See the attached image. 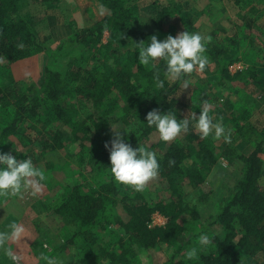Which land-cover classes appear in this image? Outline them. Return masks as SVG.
<instances>
[{
    "label": "trees",
    "instance_id": "obj_1",
    "mask_svg": "<svg viewBox=\"0 0 264 264\" xmlns=\"http://www.w3.org/2000/svg\"><path fill=\"white\" fill-rule=\"evenodd\" d=\"M19 1L0 0V69L3 70L46 52L37 30L43 19L21 16ZM39 1L54 8L69 6L67 0ZM70 1L78 5L87 2ZM129 2L89 1L91 26L78 30L73 39L57 46L58 52L65 46H70L71 52L84 50L71 57L64 73L47 66L41 86L33 88L31 94L18 89V84L7 88L0 85V144L15 135L27 120H34L40 125V156L48 157L70 142L80 155L90 152L87 158L89 164L95 165L93 171L108 179L107 184L96 187L82 182L65 189L64 200L55 213L74 224L75 229L51 253L69 248L67 252H74L78 258L96 252L100 264H140V253L166 245L172 252L163 264H252L260 258L264 264L263 130L247 156H236L242 164L241 177L220 201L213 223L207 226L209 229L215 224L219 229L211 239V247L189 260L181 257L182 238L199 220V214L186 201L183 189H199L221 159L232 161L231 148H222L210 136L201 138L198 132L189 131L181 141L155 153L160 165L153 178L158 182L156 186L147 182L142 190H136L112 177L108 168L109 153L104 147L112 138L111 126L123 127L127 142L133 148L143 147L154 152L157 143L150 145L149 142L158 133L154 127L147 126L146 114L153 109L170 113L173 96L191 75L171 82L164 77L161 62L140 65L137 60L139 43L146 45L152 35L162 40L166 23L178 28L177 33L185 30L193 33L187 13L176 6L158 3L153 6V15L142 21ZM100 4L106 9L103 16L98 13ZM105 33L108 38L100 43ZM238 44L235 39L223 44L206 42L208 64L218 68L207 79L212 80L210 83L218 87L223 81L238 80L247 88L259 81L255 67L230 74L228 65L239 61ZM157 71L164 80L162 88L154 78ZM206 93V89H200L192 94L191 111L197 115L213 100L214 96ZM237 112L242 118L247 116L243 107ZM232 122H236L234 129L238 133L244 130L237 118ZM94 132L98 134L95 142ZM44 182L48 190L54 189L48 179L44 178ZM154 214L166 218V224L150 226ZM185 217L189 218L188 223L183 220Z\"/></svg>",
    "mask_w": 264,
    "mask_h": 264
},
{
    "label": "rangeland",
    "instance_id": "obj_2",
    "mask_svg": "<svg viewBox=\"0 0 264 264\" xmlns=\"http://www.w3.org/2000/svg\"><path fill=\"white\" fill-rule=\"evenodd\" d=\"M85 1L87 2L78 5L71 4V1L67 0L65 2L69 5L68 8L64 6L54 8L52 5L41 3L39 0H20L19 12L21 16L43 19L37 30L46 45V52L15 62L11 64L9 70L1 68L0 85L7 88L18 84V89H23L25 94H31L33 88L41 86L47 66L64 73L71 57L81 54V52L84 53V50L75 49L71 52L70 46H65L63 51L58 52L57 46L68 41V39H73L78 30L91 26L88 13L91 11L90 0ZM158 3L170 4L186 12L188 21L192 23L193 33H200L206 38V42L223 44L228 40L235 39L240 46L237 53L239 61H234L228 65L230 74L247 71L250 67H255L256 74L259 76V81L255 82L256 84L251 83L247 88H243L242 82L238 80H226L217 87L215 83H210L212 80L207 79L215 75L218 68L216 65L207 64L203 72L194 71L185 78L172 98L173 108L170 114L176 115L177 119H184L192 112V94L195 91L206 89V94L214 96L213 100L207 102L206 107L209 109V115L213 122L221 123L226 132L230 134V142H225L223 138L217 139L214 133L209 136L216 141L218 146L231 148L229 157L233 158L229 162L225 158L221 159L199 189L195 191L188 188L183 189L186 201L194 206L199 214V220L192 224V228H188L187 235L182 238L184 247L181 251V257L189 260L188 250L196 248L197 254H199L204 248L211 247V239L218 233L219 229L215 224L209 229L207 226L213 223L220 201L228 196L241 177L242 164L236 156H247L258 143V139L262 137V130L264 131V0H130L129 5L144 21L153 15V6ZM64 9L66 10L63 11ZM178 30V28L166 23V35L163 36V39L168 35L175 37ZM180 30L182 31V29ZM107 38L108 34L105 33L100 43H105ZM185 81H187V87ZM239 107L245 109L246 113L244 114L247 115L245 118L240 117L238 112L236 113ZM0 117H2L1 111ZM234 118H237V123L244 128L240 133L234 129L237 125L236 122L230 124ZM39 127L40 125L34 120H27L21 125L19 131L0 148V153L13 155L17 160L22 161L31 158L33 166L43 176L42 179L37 177L36 180H41L42 186L45 188L44 178H46L54 188L50 192L48 191L50 198L47 199L48 203L45 202L46 208H40L39 202L45 201L44 197L47 195L39 194L35 189L30 188L28 195L38 199L37 210L45 211L40 218L32 221L34 225L29 226L28 229L31 231L25 234L26 239L20 240L25 244L24 241L41 239L42 242L39 241L35 244L34 252L37 255L32 256L30 252L27 253L29 258L39 260L40 264H50L51 261H56L57 264L60 262L62 264H100L99 255L96 252L86 258H82L80 255L78 258L74 252H67L69 248L62 251L56 250L55 254L51 252L63 245V242L69 239L75 229L74 224L61 219L55 213V210L64 200L65 189L82 182L96 187L97 184H107L108 179L93 171L92 168H95V165L89 164L87 158L90 152L80 155V151L70 142L65 143L63 149L55 151L48 157L40 156ZM189 131L197 132L191 124ZM256 132L259 133L258 136ZM185 134L181 132L174 140L168 142L160 140L158 134L151 138L149 144L157 143L154 152H163L168 144L181 141ZM97 139V132L92 133V140L95 142ZM82 156L83 158H81ZM261 160L264 176V150L261 154ZM157 183L156 179H153L148 184L156 186ZM0 201L2 200L0 199ZM2 203L3 201L0 202V204ZM119 210L121 212V209ZM183 220L189 222L188 217ZM166 222V218L154 214L149 225L161 227ZM7 230L9 227L0 226V231ZM201 233L208 235L210 242L207 245L201 246L199 244ZM22 238L24 237L22 236ZM188 240L191 242L186 244ZM2 250L0 249V257H4ZM171 252L166 245H159L152 252L140 253L138 255L139 262L140 264H163L167 262ZM1 260L8 263L5 261L8 260L7 258ZM258 262L259 259L253 263L258 264ZM22 263L27 264L28 262L22 261Z\"/></svg>",
    "mask_w": 264,
    "mask_h": 264
},
{
    "label": "clouds",
    "instance_id": "obj_3",
    "mask_svg": "<svg viewBox=\"0 0 264 264\" xmlns=\"http://www.w3.org/2000/svg\"><path fill=\"white\" fill-rule=\"evenodd\" d=\"M105 11L104 5L100 4L99 15L103 16ZM139 44L141 46L137 54L138 63L150 65L161 62L166 79L180 80L194 71L203 72L208 64V57L205 55L206 38L200 33L185 30L175 37L168 35L163 40H158L156 35H152L146 45ZM154 78L157 86L162 88L164 80L160 78L159 71ZM185 86L187 87V81ZM145 119L147 126L154 127L160 140L164 142L174 140L181 132L187 133L190 124L201 138H207L214 133L217 139L223 138L225 142H230V134L221 123L213 122L207 107L200 110L198 115L191 112L184 119H177L176 115L169 112L163 113L153 109L146 114ZM111 129L112 138L105 142L104 147L109 153L108 168L112 177L120 184L142 190L147 182L158 174L160 165L155 152L145 150L143 147L133 148L127 142V132L123 127L114 125ZM122 129L124 135L121 134ZM37 177L43 178L42 173L33 166L31 158L21 161L8 153H0V196L7 195L9 192L18 194L28 188L38 191L39 184L34 179ZM23 232L24 228L16 223L9 225V230L0 231V249L6 252L13 264H16L19 257L13 253L10 243L20 240ZM209 242L208 235L201 233L199 244L203 246ZM196 255V248L187 251L189 259ZM50 264H57V262L51 261Z\"/></svg>",
    "mask_w": 264,
    "mask_h": 264
},
{
    "label": "crops",
    "instance_id": "obj_4",
    "mask_svg": "<svg viewBox=\"0 0 264 264\" xmlns=\"http://www.w3.org/2000/svg\"><path fill=\"white\" fill-rule=\"evenodd\" d=\"M5 144L2 143L0 144V148L3 147V145ZM36 179V178H34ZM38 184H39V190L37 191L39 194L44 193V195H47L44 197L45 201H41L39 202V207L40 208H46L45 204L48 203V193L50 192V190H48L47 187H43L42 184L43 182H41V180H37ZM29 190L30 188L26 189V190H22L20 193L18 194H13L11 192H9L7 195H3L0 196V199L3 201L2 204H0V226L4 225L9 227V225L16 223L21 225L24 228V232L22 233V236L24 238L21 239H26L25 238V234H27V232L30 233L31 230H29V226L30 225H34V219L36 218H40L43 215V212L45 210H37L38 208V199L29 196ZM49 191V192H48ZM50 198V197H49ZM0 201V202H2ZM46 202V203H45ZM34 207H36V209H34ZM33 208V209H32ZM32 209V210H30ZM39 212V213H38ZM33 221V222H32ZM42 242L41 239H31L30 241H24L25 244L21 241H15V242H11L10 243V247L13 250V253L15 255H17L19 257L18 261L16 262V264H23V262L27 263V264H40L39 260L36 259H31L29 258V255L27 254L28 252H30L33 255H37L34 252V248L36 247L35 244L36 242ZM27 242H29L27 244ZM27 244V245H26ZM27 251H26V250ZM2 255L4 257H0V264H13V262L11 261V259L8 257V255L6 254V252L4 250H2ZM68 257V256H66ZM5 259L7 258L8 263H5L4 260L1 259ZM263 261L261 259H259L258 264H262ZM252 264H255L252 262Z\"/></svg>",
    "mask_w": 264,
    "mask_h": 264
}]
</instances>
